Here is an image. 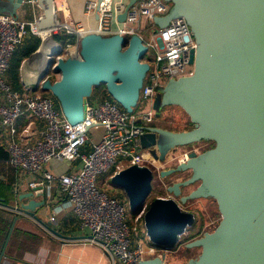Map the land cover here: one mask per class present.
I'll return each instance as SVG.
<instances>
[{
  "label": "water",
  "instance_id": "95a60500",
  "mask_svg": "<svg viewBox=\"0 0 264 264\" xmlns=\"http://www.w3.org/2000/svg\"><path fill=\"white\" fill-rule=\"evenodd\" d=\"M26 1L0 0V14L17 18ZM136 1L128 0L118 17L120 23ZM163 1L170 9L153 20L155 26L163 29L175 18L184 19L196 48L189 57L192 74L170 80L161 89V100L164 106L181 109L191 128L174 132L146 128L139 146L156 162L164 161L174 145L207 143L210 147L200 153L191 151L183 163L160 171L161 179L187 171L190 176L166 186L168 195L156 197L147 209L154 167L129 166L112 176L111 183L123 190L132 213L145 207L143 225L148 241L165 251H172L195 222L194 214L184 211L182 205L195 199L216 204L220 220L212 232L185 245L200 249L197 258L186 264H264V0ZM54 2L37 0L42 11L38 29L51 33L63 26ZM37 37L39 48L21 63L20 84L27 92L50 93L68 122L83 120L88 99L99 85L127 113L136 108L150 69L143 61L148 47L141 37L87 33L78 41V56L67 58L59 57L62 46L51 38L55 48L36 68L33 63L43 44ZM51 73L58 79L49 80ZM153 109L159 117L155 102ZM194 184L192 191L182 195V189ZM44 204L31 200L17 210L55 234L50 223H43L33 213ZM17 219L16 214L0 251V263ZM141 264L167 263L154 257Z\"/></svg>",
  "mask_w": 264,
  "mask_h": 264
},
{
  "label": "built area",
  "instance_id": "2783aa9c",
  "mask_svg": "<svg viewBox=\"0 0 264 264\" xmlns=\"http://www.w3.org/2000/svg\"><path fill=\"white\" fill-rule=\"evenodd\" d=\"M26 2L38 7L37 0ZM127 3L128 0L86 1L82 13L87 25L66 23L51 32L52 35L62 29L76 36L74 44L62 47L59 55L62 58L78 56V41L87 33L125 38L137 35L142 39L143 33L148 35L145 44L148 53H152V61L140 90L138 109L129 114L116 103H88L83 120L77 124L65 119L50 93L21 94L6 82L5 75L17 46L29 35H38V19L26 23L0 14V125L7 128L10 136L6 141L7 163L30 177L40 176V179L28 183L34 192L49 198L53 189H58L79 219L81 228L89 233L88 237L81 239L82 244L98 248L109 264H141L147 256L165 260V254L169 252L149 241L147 247L141 240L134 243L132 236L138 235L139 231L129 226L125 207L100 188L98 178L110 173V179L132 165L156 166L150 156L142 154L139 137L155 120L153 100L156 90L170 80L192 74L189 57L196 48L184 19L175 18L163 29L155 26L153 20L165 16L170 9L163 0L136 1L127 9L124 22L120 23L118 17L125 11ZM67 25H71V29ZM23 115L28 116V121L18 130L17 122ZM33 118L42 121L45 128L31 143L29 140L35 133ZM90 131L95 134L90 135ZM88 143L91 151L83 153L82 149ZM192 152L197 153L196 150ZM188 153L179 156L177 164L183 163ZM51 161L59 164L78 162L80 168L70 174H56L46 169ZM0 209L29 217L16 207L0 205ZM144 213L145 207L135 216V221L142 225ZM33 221L47 230L40 222ZM54 221V217L49 218V223ZM143 231L147 238L145 228Z\"/></svg>",
  "mask_w": 264,
  "mask_h": 264
},
{
  "label": "crops",
  "instance_id": "0c3cea01",
  "mask_svg": "<svg viewBox=\"0 0 264 264\" xmlns=\"http://www.w3.org/2000/svg\"><path fill=\"white\" fill-rule=\"evenodd\" d=\"M84 1L85 0H55L54 5L58 22L61 24L63 22H81L83 25H87L85 17L82 14V4ZM41 16V9L27 2H25L17 12V18L26 23L39 19ZM33 66L39 68V65L36 63H33ZM32 120L35 125V133L29 142L34 143L38 139V133L43 130L45 126L42 121L36 118ZM27 121V115L21 116L17 122L18 130H20ZM149 127L159 126L150 125ZM99 132L101 133V131ZM9 137L7 128L0 125V184L10 187L11 194L9 196L12 198L10 204L6 206L4 202L5 199L0 197V205L18 208L31 200L37 203L44 201L45 204L35 209L33 213L43 223H49V218L54 217L55 221L50 223L51 228L54 233L56 232L60 236H56V233H49L47 230L39 227L31 217L17 215L18 219L0 264H109L108 259L98 248L82 244L81 239L88 237L89 233L81 228L79 219L67 206L65 197L58 189H53L51 196L46 198L28 187L30 181L40 179V176L30 177L21 170L14 169L8 165L6 141ZM144 156L149 157L148 154ZM79 168L80 163L78 162L59 164L56 161H51L46 166V169L52 170L56 174H70L73 171L79 170ZM30 193H32V197H25ZM15 216V213L0 209V218L9 223L5 238ZM29 218L40 232H42L41 238L38 237V233L25 230V223H27V219ZM1 227L3 226L0 223V228ZM14 229L21 230L25 233L29 232L31 235L35 236L38 235L39 241L36 242V239H32L31 241L28 237L29 235L25 237L21 235L22 240L20 239L21 242H19V235H17V239L14 238ZM2 248L3 245L0 246V251Z\"/></svg>",
  "mask_w": 264,
  "mask_h": 264
},
{
  "label": "rangeland",
  "instance_id": "374dc122",
  "mask_svg": "<svg viewBox=\"0 0 264 264\" xmlns=\"http://www.w3.org/2000/svg\"><path fill=\"white\" fill-rule=\"evenodd\" d=\"M86 1L88 0H85L84 3ZM84 3L82 4V9L86 6ZM66 23L72 24V22H63L62 24H66ZM73 26L76 27V25H73ZM59 33H65L66 35H68L66 30L61 29V31H57L53 33L51 38L53 39L54 35L59 34ZM142 35H143L144 41H147L148 40L147 33H143ZM40 44H41V41H40ZM147 54L149 53L147 52ZM56 79H58V75L54 74L53 80H56ZM161 89H163V87H160L156 90V94L153 100V103L155 102L157 104V109L161 113V115L159 117L155 116L154 117L155 120L151 125H157L160 128L167 129L173 132L174 131H185V130L190 129L191 124L189 122V119L181 109L177 107H167V106H164V104H162ZM89 104H92V103L89 102ZM89 134L94 135L95 132L90 131ZM175 146L176 145L171 147L170 150H167L168 155L164 159V161L162 162L155 161L156 166L154 167V170H153L155 174V177L153 180V190H152L151 195L147 199L145 206L152 200L153 197L167 196L168 194L165 189L166 186L176 181H179L181 178H186L190 175V172L187 171V172H183L182 174H176L175 176L168 177L163 181L164 185L162 186L160 185V182L158 181V174L160 171H165L168 168L176 167L177 165L176 159L179 156L187 152L196 150L197 153H200L210 147V145L207 143H198V144L189 145L187 147H177V148ZM141 152L144 155L148 154L147 151L141 150ZM154 153L157 154V152H154ZM109 176H110V173L99 176L98 183H99L100 188L102 190H105L109 196L117 198L120 201V203L125 207L127 222L129 226L139 231L138 235L134 236L133 238L134 243L137 240H141L143 242V245L147 247L149 242L144 235V231H143L144 227L142 223L140 221H135V216L129 209L126 195L124 194L121 188L116 187L111 183ZM196 186L197 184H194V185L184 188L182 190L183 195L188 194ZM182 209L184 211L193 213L195 216L194 223H195V226H197L196 230L199 233L193 239H196L197 237L202 236L203 233L212 232L220 220V216L217 212L216 204L210 199H195V200L189 201L186 204L182 205ZM25 230L38 233L39 236L38 235L37 236L40 238L42 236V232H40L37 226L33 224V221L30 218L27 219V223H25ZM187 234H188V231H186V233L182 236V238L180 239V243L174 248V250L169 251L165 254V262L167 264H186L188 260L190 259L193 260L197 258V256L200 253L199 248H190V249L184 248L185 243H189L193 240L192 239V240L187 241L186 240ZM147 258L151 259V256H147Z\"/></svg>",
  "mask_w": 264,
  "mask_h": 264
},
{
  "label": "trees",
  "instance_id": "16d2710c",
  "mask_svg": "<svg viewBox=\"0 0 264 264\" xmlns=\"http://www.w3.org/2000/svg\"><path fill=\"white\" fill-rule=\"evenodd\" d=\"M53 39L57 43H59L62 47H64L67 44H74L75 40H76V36L72 35V34L66 35L65 33H59V34H55ZM39 45H40V39L37 36L29 35L28 37H26L23 40V42L19 46H17V48L15 49L13 56L9 62V67H8L6 75H5V80L11 86V88L18 93L22 94L24 92H27L23 89V87L20 84L19 69H20L21 63L25 59L29 58L35 51H37V49L39 48ZM143 61L150 63L152 61V53L149 55H146L144 57ZM49 80H51V81L53 80L52 73L49 75ZM38 92L43 93V94H49L47 92H42L40 90H38L36 93H38ZM107 101L111 102V103H115L109 97V95L106 93L103 85H99V86L94 87L88 103L89 102L90 103H95V102L101 103V102H107ZM56 106H57V108H59L58 103L56 104ZM137 109H138V107L135 110H137ZM90 151H91V145H90V143H88L83 147L82 152L88 153ZM10 194H11L10 187L3 185V184H0V197L5 199L4 202H5L6 206H8V204H10V201L12 199L9 196ZM155 198L156 197H153L151 201H153ZM150 202L146 205V209L148 208ZM133 214H134V216H136V213H133ZM0 223L3 226L0 228V246H2L9 223H8V221H5L1 218H0ZM196 229H197V226H195V224H193L188 231V234L186 237L187 241L192 240L194 237H196L198 235L199 232ZM14 233H15L14 234L15 239H17L18 238L17 235H19V242H21V240H22L21 235H23L24 237L29 235L28 237L31 239V241H32V239H36V242L39 241V238L37 236L31 235L29 232L25 233L21 230L14 229ZM132 237L134 238V235ZM186 244L187 243H185V245ZM185 245H184L185 249H190V248H187ZM172 250H174V248Z\"/></svg>",
  "mask_w": 264,
  "mask_h": 264
},
{
  "label": "bare ground",
  "instance_id": "6f19581e",
  "mask_svg": "<svg viewBox=\"0 0 264 264\" xmlns=\"http://www.w3.org/2000/svg\"><path fill=\"white\" fill-rule=\"evenodd\" d=\"M89 1V0H88ZM92 1V0H90ZM68 28L71 29V25H67ZM37 34L41 37L43 44L41 49L38 52L37 60L34 62L37 65L43 64L47 57L51 54L54 49V42L51 39L50 31L49 30H36ZM53 32V31H52Z\"/></svg>",
  "mask_w": 264,
  "mask_h": 264
},
{
  "label": "flooded vegetation",
  "instance_id": "af4514ba",
  "mask_svg": "<svg viewBox=\"0 0 264 264\" xmlns=\"http://www.w3.org/2000/svg\"><path fill=\"white\" fill-rule=\"evenodd\" d=\"M173 168V167H172ZM169 169H171V168H168L167 170H169ZM177 174H182V173H177ZM176 174H174V176H175ZM190 176V175H189ZM189 176L188 177H186V178H181L179 181H184V180H186V179H188L189 178ZM166 178H168V177H165L164 179H161L160 177H159V174H158V181L160 182V185H164V180L166 179ZM183 190V189H182ZM183 195V194H182ZM189 202V201H188ZM193 224H195V223H193ZM189 231V230H188ZM191 260V259H190ZM189 261V260H188Z\"/></svg>",
  "mask_w": 264,
  "mask_h": 264
}]
</instances>
